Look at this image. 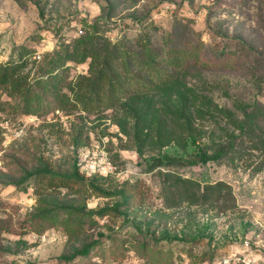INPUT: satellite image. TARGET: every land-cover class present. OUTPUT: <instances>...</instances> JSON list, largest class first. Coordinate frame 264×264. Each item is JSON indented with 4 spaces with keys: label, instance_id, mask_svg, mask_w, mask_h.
I'll return each instance as SVG.
<instances>
[{
    "label": "rangeland",
    "instance_id": "rangeland-1",
    "mask_svg": "<svg viewBox=\"0 0 264 264\" xmlns=\"http://www.w3.org/2000/svg\"><path fill=\"white\" fill-rule=\"evenodd\" d=\"M90 37L123 53L102 54L96 64L112 60L126 84L77 88L91 60L70 57ZM146 37L153 67L178 57L221 86L211 94L221 107L233 110L235 100L264 106V0H0V69H19L6 87L0 83V264H219L227 257L264 264V171L235 155L152 171L159 152L140 157L119 133L118 99L146 85L129 78L145 81L152 71L124 65ZM52 91L62 96L61 112ZM26 105L38 115H26ZM201 125L208 148L226 139L224 122ZM98 145L114 165L111 178L93 181L88 161ZM176 179L222 192L191 206L171 187ZM22 239L30 248L17 245Z\"/></svg>",
    "mask_w": 264,
    "mask_h": 264
},
{
    "label": "trees",
    "instance_id": "trees-1",
    "mask_svg": "<svg viewBox=\"0 0 264 264\" xmlns=\"http://www.w3.org/2000/svg\"><path fill=\"white\" fill-rule=\"evenodd\" d=\"M151 44L148 37L145 40L138 39V51L133 52L128 63L124 64L126 72L129 68L149 66L152 71H146L145 81L141 77L133 80L129 78L131 83L132 81L145 82V87H136L135 91L127 92L121 96L117 101L118 108H116L118 131L127 138L128 142L132 143L139 156L143 157L146 149L159 152L158 157L152 159L150 169L155 171L160 168L201 167L220 163L235 155L236 160L243 165H254L257 172H263L264 161L255 163L253 154H264V130L260 126L264 123V106L260 102L245 104L240 100H235L233 110L221 107L211 96L213 92L221 88L219 84H210L202 80L200 73L193 74L190 71L191 67H183L184 65L178 57L171 58L165 68L161 65L153 67L158 65V61L155 59L157 55L149 53ZM73 51L74 53L70 57L71 61L85 63L87 60H91L90 75L83 77L82 81L76 85L77 88L81 89L84 84H92V89H98L108 81L112 89H115L118 84H126L129 81L125 77H121V73H117L118 71L114 67L117 65H110L112 60L107 61L98 70L97 58L102 54L109 53L118 54V58H120L123 53L118 48L112 52L109 47H103L94 37H90L86 42L85 40L78 42ZM18 70L14 67L9 73L7 68H1L0 74L3 75L0 83L6 87L9 80L18 74ZM162 72L167 73L163 75ZM189 77L197 79L196 82L194 84L187 82ZM116 83L117 85H115ZM71 90L74 91L75 88L72 87ZM127 94L129 95L126 96ZM51 95L58 102L56 107L54 106L55 110L60 112L64 110L62 96L56 91H52ZM258 96L264 98V89H258ZM38 113L26 105V115L37 116ZM221 122H224L226 127L220 126ZM206 123H215L225 131L226 139L223 140V143L208 148L201 142L204 135L201 124ZM170 148L181 152L182 155H162L164 150ZM109 159L113 166L111 156ZM77 171L79 173L80 169L77 168ZM110 176L111 174L102 176L95 173L91 177L95 181L107 180L111 178ZM167 177L168 180H171V176ZM171 187L175 189L176 195V188L180 187L182 191L177 196L182 197L191 206L206 205L214 195L218 194L216 191L222 192L221 185H208L202 188L197 182L183 179H176ZM169 206L173 207V205ZM74 220L81 222L76 217ZM81 224L83 226L84 223ZM17 245L24 250L30 248V245L23 239L19 240ZM141 246L145 248L147 244L142 243ZM94 247L84 249L80 256L86 258ZM92 262L94 261L92 260ZM150 262V264H162L160 262L153 263L152 260ZM205 262V259L201 258L199 264Z\"/></svg>",
    "mask_w": 264,
    "mask_h": 264
},
{
    "label": "built area",
    "instance_id": "built-area-1",
    "mask_svg": "<svg viewBox=\"0 0 264 264\" xmlns=\"http://www.w3.org/2000/svg\"><path fill=\"white\" fill-rule=\"evenodd\" d=\"M96 148V151H94L93 153V158L88 161V167L90 169L87 170L90 173H96L107 176L111 174L110 172H112L113 166L104 147L98 145ZM231 261L232 260L227 257L221 259V261H219V264H231Z\"/></svg>",
    "mask_w": 264,
    "mask_h": 264
}]
</instances>
